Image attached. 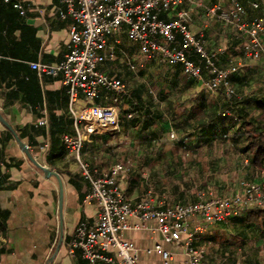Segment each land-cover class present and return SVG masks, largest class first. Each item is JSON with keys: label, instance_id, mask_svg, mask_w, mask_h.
<instances>
[{"label": "crops", "instance_id": "crops-1", "mask_svg": "<svg viewBox=\"0 0 264 264\" xmlns=\"http://www.w3.org/2000/svg\"><path fill=\"white\" fill-rule=\"evenodd\" d=\"M23 1L25 14H21L12 4L0 0V170L4 174L0 179V208L7 213L6 220L0 222V264H91L82 257L80 250H77L75 256L68 250V243L77 225L81 221L94 224L97 206L85 201L91 188L90 183L83 178L76 156L69 153L63 143L65 134L76 136L78 133L70 110L67 87L61 76L39 75L31 67L34 61L58 63L64 58L70 44L73 20L60 17L59 9L64 8V4L59 0ZM196 2L186 5L191 13L190 26L197 33L204 34L203 30L197 29L199 25H208L204 18L205 7L201 6L207 2L211 5L219 2L228 5L230 0ZM242 2L247 20L264 17V0ZM207 17L213 24L210 26V41L214 45L212 48L221 49V63L237 64L235 75L240 78V84H245L244 91L247 92L248 88L253 90L249 83L256 74L254 69H257L258 64L252 61L261 64L264 59L253 60L245 56L243 49L247 35L235 25L225 24L217 16ZM262 38L264 41V34ZM222 43H225L224 48H218ZM136 60L144 63L141 67L151 70L156 76L165 77L170 74L169 71H160L159 66L166 65L174 69L173 79L180 77V74L175 77L176 66L158 59H146L139 44L128 37L126 29L122 33L121 43L115 49V57L107 59L102 68L111 75L123 78L129 92L131 88L126 78L137 73ZM234 84L239 85V82ZM96 101L117 106L119 114L122 108L129 107L127 102L122 101L120 94L113 91L101 90V97ZM84 104L85 100L81 97L77 107ZM119 128L124 133L130 130L136 132L134 128L126 131ZM119 138L107 132L86 133L81 157L92 167L104 171L115 163L106 160L114 152L112 141ZM129 140L131 144L136 140L135 136H130ZM23 144L29 149L30 155ZM146 154L148 151L141 152L142 156ZM37 163L47 166L58 175L44 171ZM120 182L134 203L147 190L144 182L130 181L129 174L123 176ZM153 193L168 204L180 199H169L165 193ZM182 198V201L194 202L192 198ZM131 221L137 222L135 218ZM212 229L200 234L196 245L205 244L208 247L207 257L210 261L226 264L217 260L211 251L214 241L210 239L209 233ZM123 236L140 249L141 264L162 263L160 252L154 251L150 256L144 252L158 243L172 253L170 264H184L186 261L181 242H166L161 233L151 228L127 230ZM97 264L118 263L101 261Z\"/></svg>", "mask_w": 264, "mask_h": 264}, {"label": "built area", "instance_id": "built-area-1", "mask_svg": "<svg viewBox=\"0 0 264 264\" xmlns=\"http://www.w3.org/2000/svg\"><path fill=\"white\" fill-rule=\"evenodd\" d=\"M4 1L11 3L21 14L26 13L23 0ZM59 1L64 4V8L59 9L60 17L73 20L68 51L58 63L34 61L31 67L39 75L61 76L67 87L78 133L76 136L65 134V146L76 156L83 178L90 183L85 201L97 206L93 225L86 221L77 225L68 243L69 253L75 256L80 250L82 257L91 264L101 261L141 264L140 249L123 233L131 229L151 228L161 233L166 242L183 244L184 264H220L209 260L205 244L196 245L199 235L228 222L244 208L254 205L264 208V179L244 181L241 190L234 195L209 192L194 202L178 200L168 204L148 190L134 203L120 182L133 170V162H117L99 171L83 160L81 150L86 133L120 127L117 106L96 100L101 97V90L116 94L127 92L123 78L102 68L107 59L115 57V49L121 43L125 29L128 37L139 44L146 59L180 66L183 73L201 81L208 90L213 92L222 88L227 97L235 93L230 76L237 71L238 65L222 64L220 51L211 49L207 36L190 26L191 15L186 5L197 4L196 0ZM206 14L217 16L225 24L235 25L247 35L245 56L253 60L264 59V17L247 20L242 0H230L228 5L212 4L206 8ZM191 52L198 55L202 64L190 56ZM81 97L85 104L79 108ZM45 148H48V143ZM133 218L137 222L132 223ZM154 251L161 253V264H170L172 253L169 250L158 243L144 252L150 256ZM234 264L243 263L236 260Z\"/></svg>", "mask_w": 264, "mask_h": 264}, {"label": "trees", "instance_id": "trees-1", "mask_svg": "<svg viewBox=\"0 0 264 264\" xmlns=\"http://www.w3.org/2000/svg\"><path fill=\"white\" fill-rule=\"evenodd\" d=\"M190 56L202 64V60L197 54L191 52ZM179 74L180 77L177 78L176 76ZM235 74L236 72L230 76L235 89L232 97H227L222 88L212 92L203 87L193 98H190L191 104L185 106L180 113L175 112L174 108L177 100L174 102V100L168 98L164 90H161L160 97L167 102L168 108L172 112L170 113V121L165 118L162 110L155 106L157 102L150 91L146 93L143 86L130 89L129 92L120 94L122 101L127 102L129 105L127 109L122 108L121 114H119L120 127L123 131L134 128L136 131L135 137L139 136L151 142L161 138L162 133L166 130L165 125L169 124V127L176 128V130L184 133L175 140L176 147L190 148L191 150L201 146H212L215 142H229L230 150L236 152L246 165L252 169L248 177L256 178L257 174L264 172V88L255 90L248 88V91L245 92V84H240V78ZM175 77L173 83L178 85L181 82L182 89L194 87L201 82L183 73L180 66L175 68ZM236 82H239V85H235ZM63 143L65 145V142ZM48 150H50V147ZM141 157L145 159V163L155 159L149 154ZM182 162L181 158H179V161L168 162L166 172L182 179L185 187L188 188L190 183L184 180L183 174L180 172ZM198 163L199 161L194 158L190 161V166ZM211 163L214 164V161ZM143 172L141 164L135 166L129 175L130 181L134 183L144 182L146 191L151 189L155 192L152 187L161 191L166 190V186L164 184L158 186V181L155 179L153 180L154 186L148 180H143ZM133 173L135 174L133 175ZM199 174H204L200 168ZM3 176L2 173L0 179ZM180 182L174 184L173 190L182 198L186 196V192L185 190L181 191ZM192 200L197 201V196L193 195ZM6 218L7 213L0 208V222H4ZM212 228L209 237L214 242L220 241L222 249L219 251L216 246L211 245V251L218 253L221 262L225 263V260L228 259H225V250L231 242L230 235L240 238L241 243L246 242L252 236H264V208L257 205L244 208L228 222L218 224ZM229 260H232V257H229ZM258 263L259 260L255 257L246 255L244 259V264Z\"/></svg>", "mask_w": 264, "mask_h": 264}, {"label": "rangeland", "instance_id": "rangeland-1", "mask_svg": "<svg viewBox=\"0 0 264 264\" xmlns=\"http://www.w3.org/2000/svg\"><path fill=\"white\" fill-rule=\"evenodd\" d=\"M219 3L224 4L223 2ZM204 5L201 7H205L204 9L206 12V8L211 4L207 2V4L204 3ZM207 16V14L204 16L208 24L207 27H202V25H199L198 28L195 27V29L197 28L198 30H203L205 35L209 33V36L207 35V38L209 39V47L213 49L212 47H214V45L211 44L213 42L210 41V26L213 24L210 23L208 19L209 17ZM224 46L225 43H222L218 45V48L223 49ZM252 62L253 64L258 65H256L257 69H254L256 74L252 76V80L250 81L249 85L253 87L254 90L258 88H264V78L262 77V72L264 71V62L261 64L257 61ZM137 64V73L127 76L126 78L130 84V88L133 89L143 86V88L145 87L146 93L147 91H150L155 96V101L157 102L155 106H158L162 110L165 118L169 121L171 120L170 113L172 112L168 108L167 102L162 100L160 97L161 90H164L168 98H171L174 100V102L177 100L174 108L175 112L180 113L185 106L191 104L189 101L190 98H193L200 89L205 87L202 82H199L194 87L182 89V85L180 83L178 85L173 83V68H170L166 65L159 66L160 71L162 70L164 72H170V74L166 75L168 77L165 76V78L163 76H156L155 73H151V70L141 67V65L144 64L141 61H137ZM241 70H243V67H241ZM257 71L261 74L257 75ZM165 128V132L162 133L161 138L158 140L155 139L149 142L148 139H142L141 137L136 136V140L131 144H129L130 136H135V133L132 130L127 133L122 131L120 132V128L117 130L105 131L111 136H120L119 140L114 139L112 141L113 143L111 146H113L114 152L106 161L109 163H117L131 160L133 162L134 168L135 166L141 164L144 170V176H142L144 178L143 180H148L153 186L154 179L158 181V186L164 184L166 186V190L161 191L159 189H155V187L152 188L157 193L165 192L169 199H183L177 192H174L173 190L174 184L180 181L181 191L185 190L187 199L192 198L194 195L197 196V200H199L204 198V195L209 192L223 195H234L241 190V186L244 181L261 180L264 178V172L257 174L255 176L256 178L248 177V174H251L250 172L252 169L246 165V163L242 160V158H240L239 155H237L236 152L230 150L229 142H215L212 146L196 147L195 150H191L190 148H178L174 142L184 133L176 130V128L169 127V124H166ZM172 132H174V135H172ZM119 144H121L120 147ZM143 151H148V154L155 159L145 163V159L141 157V152ZM179 158L183 160V162L180 164V172L183 174L184 180L189 181L190 183L188 188L185 187L182 179H179L177 176L170 175L166 172L168 169L167 163L174 160L179 161ZM194 158L198 160L199 163L190 166V161ZM213 161L214 164L211 163ZM199 168L200 170H203L204 174H199ZM134 174L135 173H133V175ZM230 239L231 242L225 250V259L228 258L225 260L226 264H234L236 260H240L244 264L246 255L257 258L259 260L258 264H264L263 235L252 236L243 243H241L240 238L234 235H230ZM213 245L216 246L219 251L222 249L220 241H215ZM213 254L216 256L217 260L221 261V257L218 253ZM229 257H232V260H229Z\"/></svg>", "mask_w": 264, "mask_h": 264}, {"label": "water", "instance_id": "water-1", "mask_svg": "<svg viewBox=\"0 0 264 264\" xmlns=\"http://www.w3.org/2000/svg\"><path fill=\"white\" fill-rule=\"evenodd\" d=\"M23 147L25 148L26 152L30 155V152H29V149L27 148V146H25V145L23 144ZM37 165H38L40 168H42L44 171H46V172H50V173H52V174H54V175H56V176L58 175L56 172L52 171V170L49 169L47 166L42 165L41 163H37Z\"/></svg>", "mask_w": 264, "mask_h": 264}]
</instances>
